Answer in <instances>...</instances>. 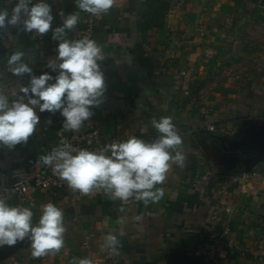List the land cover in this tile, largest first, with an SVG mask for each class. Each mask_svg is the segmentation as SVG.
Returning a JSON list of instances; mask_svg holds the SVG:
<instances>
[{
	"label": "crops",
	"instance_id": "crops-1",
	"mask_svg": "<svg viewBox=\"0 0 264 264\" xmlns=\"http://www.w3.org/2000/svg\"><path fill=\"white\" fill-rule=\"evenodd\" d=\"M16 2L0 0V10L11 13ZM46 2L53 28L61 24L60 10L77 11L74 0ZM87 16L81 12L77 26ZM93 18L92 39L106 55L100 62L106 91L85 125L102 135L152 141L158 135L153 117L170 116L183 138L185 164L173 165L159 185L165 194L158 203L132 202L124 213L102 191L77 199L66 189L29 192L34 224L43 204L64 210L65 246L33 258L26 238L0 246V264H71L74 257L93 264H202L193 249L207 228L225 232L239 247L222 252V261L264 264V0H116L109 14ZM51 35L0 30V91L10 101L29 81L10 71L13 52L24 53L35 75H56L47 68L57 55ZM206 47L212 58H205ZM10 80H19L15 94L4 88ZM37 113L40 124L26 144L0 146V183L17 167L38 168V157L71 132L62 130L59 112ZM109 233L121 241L119 255L103 247Z\"/></svg>",
	"mask_w": 264,
	"mask_h": 264
},
{
	"label": "clouds",
	"instance_id": "clouds-1",
	"mask_svg": "<svg viewBox=\"0 0 264 264\" xmlns=\"http://www.w3.org/2000/svg\"><path fill=\"white\" fill-rule=\"evenodd\" d=\"M77 11L58 12L61 24L53 28L52 7L46 0H17L11 13L0 10V30L8 27L43 37L49 32L57 42L54 60L48 66L56 75L43 72L39 76L23 62L24 53L15 51L7 59L13 75L29 77L21 88V95L9 100L0 91V146L14 149L26 144L37 131L40 116L37 113L57 112L64 118L63 131L79 132L94 115L106 91L105 75L100 62L106 59L102 47L87 37L70 39L80 22V13L103 16L110 13L116 0H74ZM48 124L52 121L49 119ZM151 124L158 133L152 141L136 136L120 142L114 141L99 150L74 148L66 139L60 146L38 157V163L51 167L53 174L67 183V187L82 195L103 192L109 200L120 201L119 212L127 211L125 205L142 202L145 207L158 203L164 197L163 185L173 165L183 167L186 156L183 138L170 116L153 117ZM11 206L0 198V246H14L26 238L31 242L33 258L56 255L65 246V213L55 203L41 205L37 223H33V208ZM142 217L136 215L134 220ZM126 217H121L123 224ZM125 232L120 231L119 236ZM103 247L119 255L121 241L117 235L107 234ZM71 264H93L88 257L73 258Z\"/></svg>",
	"mask_w": 264,
	"mask_h": 264
},
{
	"label": "built area",
	"instance_id": "built-area-1",
	"mask_svg": "<svg viewBox=\"0 0 264 264\" xmlns=\"http://www.w3.org/2000/svg\"><path fill=\"white\" fill-rule=\"evenodd\" d=\"M93 25V16H87L71 33L72 37L77 40L84 37L92 39ZM204 56L205 58H212L213 50L210 47H206ZM181 74L186 75L187 73L183 70ZM185 92L187 93V91ZM206 127L209 131L215 130V125L212 122H207ZM128 138L117 135H102L95 126L84 125L79 132L71 131L64 139L71 143L74 148H83L91 151L99 150L114 141L122 142ZM43 187L53 192L57 189H66L72 199L83 196L79 192L69 189L65 181L60 180L53 174L51 167L40 165L31 171L23 167H17L8 181L0 183V198H6V202L11 206L27 205L30 207L33 204V199L28 196V193ZM238 248L237 245L228 239L225 232L207 228L204 237L195 245L193 255L202 264H229L220 259L221 253Z\"/></svg>",
	"mask_w": 264,
	"mask_h": 264
},
{
	"label": "rangeland",
	"instance_id": "rangeland-1",
	"mask_svg": "<svg viewBox=\"0 0 264 264\" xmlns=\"http://www.w3.org/2000/svg\"><path fill=\"white\" fill-rule=\"evenodd\" d=\"M19 87V80H10L4 84V88L10 94L17 93L16 90Z\"/></svg>",
	"mask_w": 264,
	"mask_h": 264
}]
</instances>
